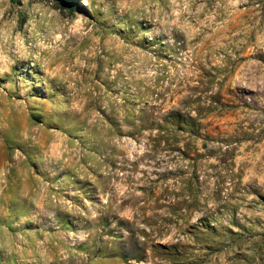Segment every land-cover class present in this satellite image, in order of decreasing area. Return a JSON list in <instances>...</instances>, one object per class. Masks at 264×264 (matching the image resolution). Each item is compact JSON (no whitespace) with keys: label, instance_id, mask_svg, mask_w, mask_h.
I'll list each match as a JSON object with an SVG mask.
<instances>
[{"label":"rangeland","instance_id":"obj_1","mask_svg":"<svg viewBox=\"0 0 264 264\" xmlns=\"http://www.w3.org/2000/svg\"><path fill=\"white\" fill-rule=\"evenodd\" d=\"M0 264H264V0H0Z\"/></svg>","mask_w":264,"mask_h":264}]
</instances>
